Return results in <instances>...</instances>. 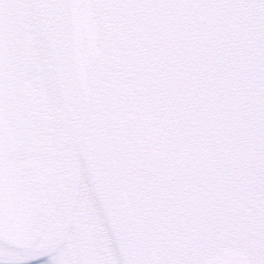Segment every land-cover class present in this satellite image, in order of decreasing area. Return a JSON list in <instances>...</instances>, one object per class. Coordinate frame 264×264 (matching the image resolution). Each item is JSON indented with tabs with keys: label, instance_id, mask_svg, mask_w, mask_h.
<instances>
[{
	"label": "flooded vegetation",
	"instance_id": "1",
	"mask_svg": "<svg viewBox=\"0 0 264 264\" xmlns=\"http://www.w3.org/2000/svg\"><path fill=\"white\" fill-rule=\"evenodd\" d=\"M101 20L100 15L98 21ZM63 21L61 25L56 24L60 54L55 74L51 75L53 79H39L35 64L29 70V117L36 120L41 110L46 109L51 117V129H56L65 142H69L70 132L75 135L80 131L77 121L89 132L95 124H103L107 147L97 140L95 153L88 148L78 149L76 180L77 191L84 197V203L94 218V239L100 257L107 264H132L133 261L136 264H192L219 254L224 248L237 249L245 255L254 254L259 244L261 213L252 201L248 205L249 212L242 203L247 200V166L240 160L235 164L227 159L222 167L213 165L209 172L215 188L222 173L230 180H240L239 185L226 180L227 199L240 200L235 206L228 208L227 203L224 212L208 211L206 214L192 207L190 202L185 204L181 184H174L175 177L167 165L158 162L162 149H158L151 139L147 142L142 136L145 133L136 129L132 92L127 81L120 79L118 68L110 65L107 35L102 32L101 24L96 38L98 55L88 66L85 95L78 73L71 67L72 27L67 5ZM49 25L51 27V23ZM255 69L246 84H238L243 92L239 103L245 111L248 103L250 111L263 115L260 70L257 65ZM248 76L245 74V78ZM229 83L231 101L234 85L231 79ZM236 103L238 100L234 99L233 105ZM108 152L116 154L118 160L102 178L100 161ZM237 155L242 158L243 154ZM124 192L128 193L127 201L122 198ZM75 255L74 243L61 235L37 243L32 259H47L50 264H60Z\"/></svg>",
	"mask_w": 264,
	"mask_h": 264
},
{
	"label": "snow or ice",
	"instance_id": "2",
	"mask_svg": "<svg viewBox=\"0 0 264 264\" xmlns=\"http://www.w3.org/2000/svg\"><path fill=\"white\" fill-rule=\"evenodd\" d=\"M117 2L138 0H0V264H50L47 259L33 260L34 248L41 240L61 235L74 243L76 255L60 264H107L94 239V218L76 184L78 149L88 148L95 153L97 140L106 148L104 126L97 123L89 132L77 121L80 131L75 135L70 132L69 142H65L56 129H51L46 109L36 120L26 117L22 98L30 90L24 85L22 73L30 53L21 47V27L29 5L70 8L71 67L78 73L80 87L87 95L88 66L98 55L92 9L97 4ZM203 2L225 6L238 0ZM259 2L264 5V0ZM261 40L260 103L264 114V35ZM117 160L116 154H105L100 161L102 178L116 166ZM122 198L127 201L128 193L124 192ZM261 205L259 244L254 254H224L192 264H264V197Z\"/></svg>",
	"mask_w": 264,
	"mask_h": 264
},
{
	"label": "rangeland",
	"instance_id": "3",
	"mask_svg": "<svg viewBox=\"0 0 264 264\" xmlns=\"http://www.w3.org/2000/svg\"><path fill=\"white\" fill-rule=\"evenodd\" d=\"M261 3H259L260 5ZM103 5V4H102ZM59 5H43V4H32L30 5V31H31V38L33 43V61L35 65H37L38 78L42 80H52L51 75L53 76L55 65L58 63L59 60V46L57 44L56 39V33L54 31L56 30V8ZM61 6V5H60ZM237 6V5H236ZM104 7H108V4ZM110 7V6H109ZM111 9V8H110ZM113 10H104L105 17H103L105 20V23L107 21V32L110 35L112 34L113 38H116L117 31L116 28L118 27L117 21L119 20V24L121 22L120 18H116L115 15L112 14ZM121 17V16H120ZM263 25H264V13L261 15V17L258 19ZM51 23V27L48 24ZM59 25H61V21L59 22ZM61 33H63V30H61ZM105 33V32H104ZM107 35V33H105ZM125 35H120L119 40L125 39ZM260 43H262V40L260 39ZM109 44V41H108ZM145 39L142 38L141 40V46H144ZM123 44L120 43V50L122 49ZM119 50V51H120ZM150 50L147 52V57L149 56ZM130 54H122L116 56L115 66L118 68L119 76H122L124 71L131 67H136L135 70L141 75L143 73H146L147 75L150 74L149 72H146V70L151 69L150 67L155 68L154 62L150 61L146 64V66H143L142 61L139 60V62L136 60L134 63L130 60L129 57ZM123 61V63H122ZM157 67L160 69L159 74H163L162 70L171 69L172 65L168 62H162V60H159L156 62ZM158 73V70H153L152 73ZM122 74V75H121ZM158 78L157 75L154 76V80L150 75L147 76V79L150 81L148 84L152 85L153 88L156 89L157 86H165L163 82H168V78L163 79L161 75ZM56 78V77H55ZM128 80V78H126ZM177 83V80H175ZM219 82V81H218ZM216 82L217 84H219ZM128 83L132 85V82L128 80ZM172 86V85H170ZM220 87H223L221 85ZM140 89V87L138 88ZM158 89V88H157ZM217 93V92H216ZM136 94V92H135ZM207 95V94H205ZM145 101L147 102H141L140 99L137 101L136 105V112L133 114V121L136 125V129H140L143 133H145L143 138L148 142L149 139H151V142H155L156 146L162 149V152H159L161 156V160H159V164H161V161L163 165H167L168 169L171 166H174V172L175 180L174 184H179L180 179L178 175L181 173V170L178 168L180 166H184L186 162L189 161V157L192 155L193 160H198L199 163L196 164V166L193 167H199L204 162L201 161L202 155H204L207 152L206 143L209 141V138H203L202 135L196 136L199 139V143L196 146L188 145L187 139L190 137V132L188 131L186 124H192L191 121L196 125V127L201 128L198 125V122L195 120H191L189 118V115H185V118L182 115H178V119L175 123L169 122L167 120L168 118H172L175 115L170 114L166 116H160L154 113L156 104H153L151 102V98L144 97ZM208 102L210 99L207 100ZM152 107V108H151ZM158 110V109H157ZM156 110V111H157ZM205 115V114H204ZM206 116V115H205ZM196 118V116H195ZM201 118V117H200ZM191 120V121H189ZM178 125V126H176ZM177 128V129H176ZM211 128V125H210ZM207 133H209L212 136H215L216 133H219V130H209L204 129ZM192 136V134H191ZM254 139H252V142H256V140L259 142L257 149L250 148L245 153L244 161L248 165V192L249 197L252 198V201H256L257 204L260 206L261 210V200L262 197H264V129L258 128L257 130H253V136ZM190 140V139H189ZM151 148L152 145H150ZM197 147H202L200 151H198ZM153 150V149H152ZM154 153V151H152ZM234 162L237 161V157L233 156ZM252 167V168H251ZM178 169V170H177ZM184 175H187L184 174ZM256 177V178H255ZM257 180V183H256ZM189 183H192L193 180L191 179L188 181ZM252 186V187H250ZM258 186V189L257 187ZM184 191V193L187 194L188 198L190 197L189 191L195 193L197 195V189L193 185L187 186L182 185L181 187ZM185 199H187L186 196H184ZM202 199L207 202V196L202 195ZM189 200V199H188ZM192 207H195L197 209V198H194L191 201V198L189 200ZM214 208V207H213ZM217 209V208H216ZM200 211L205 210L201 209Z\"/></svg>",
	"mask_w": 264,
	"mask_h": 264
},
{
	"label": "trees",
	"instance_id": "4",
	"mask_svg": "<svg viewBox=\"0 0 264 264\" xmlns=\"http://www.w3.org/2000/svg\"><path fill=\"white\" fill-rule=\"evenodd\" d=\"M259 3V0H238L235 4L220 6L205 3L203 0H138L121 3V7L125 6L128 20L135 21L141 32L140 36L134 38L137 52L139 46L141 47L139 37L145 39L144 47L152 43V49L162 58L166 55L173 59L172 54L180 50L181 57L175 55L174 67L178 70H175L174 76L182 84V91L176 88L171 91L168 85V89L163 90L164 94L162 89L160 92L171 99L181 97L180 101H184V104L182 108L178 106V110L184 115L189 111L187 105H191L197 95L199 82L202 79L207 81L213 68L206 53L211 48L207 38L211 35H225L228 22L233 17L237 22L236 32L240 33L242 21L255 15L254 7ZM222 48V44L217 46L216 43V56H219ZM184 56L187 61L182 58ZM219 60L214 65L216 72L225 69V62L222 58Z\"/></svg>",
	"mask_w": 264,
	"mask_h": 264
},
{
	"label": "water",
	"instance_id": "5",
	"mask_svg": "<svg viewBox=\"0 0 264 264\" xmlns=\"http://www.w3.org/2000/svg\"><path fill=\"white\" fill-rule=\"evenodd\" d=\"M26 23V12L24 11L23 13V24H22V27H21V47L22 48H27L29 50V42L28 40L26 39V36H25V32H26V29L24 27V24ZM28 59H29V56L25 62V65H24V69H23V73H22V79H23V82H24V85L27 87V84H26V73H27V67H28ZM23 103L25 104L26 106V115L28 114V109H29V100H28V95H25L23 98Z\"/></svg>",
	"mask_w": 264,
	"mask_h": 264
}]
</instances>
